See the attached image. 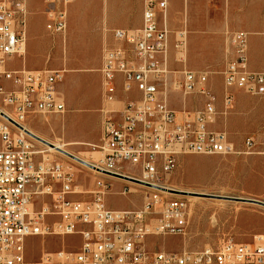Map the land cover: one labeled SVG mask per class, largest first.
Masks as SVG:
<instances>
[{
    "label": "built area",
    "instance_id": "built-area-1",
    "mask_svg": "<svg viewBox=\"0 0 264 264\" xmlns=\"http://www.w3.org/2000/svg\"><path fill=\"white\" fill-rule=\"evenodd\" d=\"M26 1L0 0V105L15 118L0 110V264H264L262 234L251 243L227 238L217 247L196 251L150 252L143 246L147 236L183 235L188 225L187 196L170 192L161 184L173 172L176 157L235 152L227 132L210 127L217 109L207 86L208 73L185 66L181 70L177 85L181 93H198L205 99L203 108L192 116L184 108L185 116L178 120L166 94L159 91L167 72L168 32L158 22V16L165 19L166 14L158 12L166 11L168 1L143 0L141 26L114 29L112 34L119 44L104 51L100 72L105 106L96 146L101 157L88 162L93 169L83 165L98 176L89 200L71 198L80 193L74 166L50 159L18 123L30 115L65 110L56 94L65 70L13 69L8 65L25 53ZM44 1L50 5L45 11L47 28L64 33L67 7L74 0ZM227 42L229 50L222 70L225 114L234 106L233 89L264 101V71L248 68L247 33L230 31ZM185 47L186 34L179 31L176 48L180 61H184ZM118 74L123 91L134 87L140 96L114 108ZM244 146L245 153L259 155L264 166V119L257 140L247 138ZM111 179L173 197L153 196L134 210L112 209L105 201ZM126 191L124 188L122 194ZM46 236H78L80 244L74 251H42L37 261L28 259L27 239Z\"/></svg>",
    "mask_w": 264,
    "mask_h": 264
},
{
    "label": "rangeland",
    "instance_id": "rangeland-1",
    "mask_svg": "<svg viewBox=\"0 0 264 264\" xmlns=\"http://www.w3.org/2000/svg\"><path fill=\"white\" fill-rule=\"evenodd\" d=\"M110 7L109 0H101L99 4L92 3V9L97 5ZM126 14H109L112 19H124L126 22L138 17L141 10V0H129ZM166 11L158 14H166V18L158 16L160 27H166L168 37V52L166 58V75L159 84L161 94H166L167 103L176 112L177 119L185 116L183 109L192 116L204 106V97L193 93L183 95L177 88L181 81L183 66L197 72L208 73L207 86L211 89L216 99L217 115L212 129L225 130L234 144V153L231 154H181L176 157L173 172L161 180V184L169 185L177 190L201 193L198 199L187 198L189 203V222L185 233L178 236L159 235L147 236L143 239V246L150 252L166 251L180 252L181 250L196 251L206 246L217 247L223 239H232L238 243H251L256 235H264V207L244 203L240 201L224 200L205 196L224 195L243 198H252L264 201V166L261 157L255 153H245L244 141L247 138L257 140L264 119V108L251 100H244L246 94L241 89H233L234 106L228 113L223 109V76L224 56L223 42L213 37H200L194 33L193 14H264V0H167ZM76 1L70 3L68 8ZM50 5L44 0L26 1V37L32 25L38 29L40 37L48 43V35L52 36V60L61 58V69L65 70L64 81L70 74H88L79 83L81 95L91 98V106H95L100 96V74L103 52L107 48L119 44L112 36L114 28L96 27V19L84 22L83 36L82 23L77 14H73L75 33L70 28V14H66V28L64 33L54 32L47 28V15L45 11ZM67 8V9H68ZM247 12V13H246ZM211 16V19L214 17ZM78 18V19H77ZM210 29L206 24V29ZM186 30V47L184 61H180V54L176 48L178 32ZM241 30L238 28L230 31ZM79 33V34H78ZM78 34V35H77ZM77 36V38H75ZM224 37V36H222ZM74 39L76 41L74 42ZM222 45V50H221ZM45 49V48H44ZM44 49L39 50L35 58L38 61L44 54ZM74 56L78 60L84 58V64L70 68L65 64L67 59ZM181 55V56H183ZM30 64V61L28 62ZM98 64H100L98 66ZM10 67H19L21 60L14 59L8 63ZM101 78V77H100ZM214 80L218 88L215 89ZM116 88H120V79L115 78ZM115 104V103H114ZM120 104V103H119ZM119 104L113 105L118 108ZM91 106L83 108L84 117L89 116L83 130L79 127L75 132L84 137V140H70L64 131V113L52 114V120H47L41 115H30L23 123L36 132L40 138L48 142L64 143L74 154L83 158H91V153L98 151L100 132H98L97 120L91 110ZM1 107V105H0ZM2 108V107H1ZM4 109V108H3ZM6 110V109H5ZM11 114V113H10ZM12 115V114H11ZM13 116V115H12ZM14 117V116H13ZM83 132H82V131ZM37 148L46 151L50 159H59L74 166L75 181L79 186V194L72 195L76 200H89L90 191L98 178L97 174L76 163L72 158L58 151L50 152L46 146L35 139ZM76 141L78 145L66 144ZM39 142V143H38ZM60 153V154H59ZM100 158V157H99ZM98 159V158H97ZM132 171L131 168L127 169ZM111 187L105 197L106 204L112 209L134 210L140 208L143 203L159 196L169 199L173 196L166 193H158L137 184L127 181L111 179ZM127 188L125 194L122 190ZM204 194V195H203ZM185 195L187 194H179ZM191 195V194H190ZM193 195V194H192ZM159 210V207H156ZM80 244L78 236L66 237H31L26 241V254L28 259L37 261L42 251H57L65 249L74 251Z\"/></svg>",
    "mask_w": 264,
    "mask_h": 264
},
{
    "label": "crops",
    "instance_id": "crops-1",
    "mask_svg": "<svg viewBox=\"0 0 264 264\" xmlns=\"http://www.w3.org/2000/svg\"><path fill=\"white\" fill-rule=\"evenodd\" d=\"M76 1L72 4L67 12L70 14V28L71 31L75 33V27L73 25L74 20L72 19L73 14H77V17L81 19V33L83 36V28L85 26V21H89L90 19H96L97 25L96 27H108V28H121L126 30L137 29L141 26L142 14L141 10L138 13V17L132 20V22H126L122 19H112L109 14H126L128 11L129 0H109L110 7L106 9L105 2L103 1V5H97L96 9H92V3L96 2L99 4L101 0H74ZM73 1V2H74ZM143 6V0H141ZM143 10V7H142ZM247 13V12H246ZM193 28L194 33L199 35L200 37H213L215 40L223 42V56H224V65L227 57V51L229 50L228 42H227V33L230 32V29H241V31H245L247 33V55H248V68L252 71H264V14H206L208 18H204V14H193ZM211 16L214 19H211ZM77 18V19H78ZM35 19H33V22ZM32 25L28 31V35L26 37L25 43V53L21 60V65L19 67H11L13 69L24 68L26 70H57L61 69V58L57 57L55 60H52V36L48 35V43H46L45 39L40 37L38 29L35 25ZM206 24H209L210 29H206ZM113 29V30H114ZM112 30V32H113ZM79 34V33H78ZM77 34V35H78ZM113 36V34H112ZM224 36V37H222ZM77 38V36L75 37ZM114 38V37H113ZM115 40V39H114ZM76 39H74V42ZM116 41V40H115ZM117 42V41H116ZM221 45V50H222ZM45 48V49H44ZM44 49V54L42 58L36 62L35 58L39 54V50ZM106 50V49H105ZM104 50V51H105ZM104 54V52H103ZM14 59L19 60V57H14ZM84 58L78 60L73 55L65 61V64L74 68L75 66L84 64ZM30 61V64L28 63ZM103 62V59H102ZM100 64H98L99 66ZM223 65V68H224ZM102 66V63L101 65ZM101 69V68H100ZM101 74V72H100ZM88 74H70L64 81L59 82L56 85V94L58 98L64 102L65 110H64V131L66 136L70 140L81 141L84 140V137L78 135L76 131L79 130L80 127L82 130L87 122V117H84L82 110L86 106H91L92 99L89 97H85L81 95V91L79 88V83L81 80L86 77ZM120 79V88H116V98L117 101L115 104H119V107L123 101L127 99H138L140 96V92L137 91L134 87L130 92H124L122 89V76L120 74L117 75ZM101 77V78H100ZM101 79V91L99 99L96 105L91 106L88 110H91L95 119L97 120L98 132L101 135V127H102V112L101 110L105 106V102L103 99V86H102V76L98 74V81ZM208 82V81H207ZM215 84V89L218 88V83L216 80L213 81ZM211 90V89H210ZM212 92V91H211ZM244 100H251L261 105L264 108V101H262L258 97H246L242 95ZM114 104V105H115ZM39 115V114H38ZM44 116L47 120H52V114L41 115ZM81 130V131H82ZM83 132V131H82ZM101 137V136H100ZM100 140V139H99ZM76 141L69 142L66 144L70 145H78ZM71 198H73L71 196Z\"/></svg>",
    "mask_w": 264,
    "mask_h": 264
},
{
    "label": "water",
    "instance_id": "water-1",
    "mask_svg": "<svg viewBox=\"0 0 264 264\" xmlns=\"http://www.w3.org/2000/svg\"><path fill=\"white\" fill-rule=\"evenodd\" d=\"M1 116L3 118H5L7 121H9L10 123H12L14 126L20 128V129H23L19 124H17L16 122H14L10 118H8L6 115H4V114L1 113ZM23 130L31 138H33L35 140H38V141H40V142H42V143H44L46 145L52 146V144L50 142H48V141H46V140H44V139H42V138L34 135L33 133L29 132L26 129H23ZM56 149H57V151L65 154L66 156L72 158L73 160L79 162L80 164H82V165H84V166H86V167H88L90 169H93V167L89 163L83 161L82 159H80V158H78V157H76V156H74V155H72V154H70V153H68V152H66L64 150H61L59 148H56ZM169 191L170 192H173V193H179V194H189V193H186L184 191L181 192L179 190H173V189H169ZM205 196L214 197V198H220V199H224V200H231V201H240V202H244V203H251V204H255V205H259V206L264 207V201L257 200V199H252V198H243V197H234V196H224V195H208V194H205Z\"/></svg>",
    "mask_w": 264,
    "mask_h": 264
},
{
    "label": "bare ground",
    "instance_id": "bare-ground-1",
    "mask_svg": "<svg viewBox=\"0 0 264 264\" xmlns=\"http://www.w3.org/2000/svg\"><path fill=\"white\" fill-rule=\"evenodd\" d=\"M183 32H184V34H186V30H183ZM0 110L3 112V113H5V114H7V115H9V116H11L12 118H14L8 111H6L5 109H3V108H0ZM15 119V118H14ZM181 119V115H179V120ZM18 123L24 128V129H26V130H28L29 132H31V133H33L34 135H36V136H38V137H40L36 132H34L32 129H30L29 127H27L23 122H20V121H18ZM23 131V130H22ZM38 141V140H37ZM40 142V141H39ZM38 142V143H39ZM51 144H52V146H49V145H46V144H44L45 146H46V148H47V150L48 151H50V152H54V153H58V151H57V149L56 148H59V149H61V150H64V151H66V152H68V153H70V154H72V155H74V156H76V157H78V158H80V159H82L83 161H85V162H91V160L92 159H97V158H99V157H101V154L98 152V151H95V152H93V153H91V158L90 159H88V158H83V157H81V156H78V155H76V154H74L73 152H71L68 148H66L65 147V144L64 143H60V142H50ZM60 154V153H59ZM166 188H168V189H173V190H177L176 188H174V187H172V186H169V185H166L165 186ZM179 191H183V190H179ZM184 192H186V193H189V194H187L188 196H187V198H193V199H198L199 197L198 196H196V195H198V194H201V193H196V192H191V191H184ZM191 194V195H190ZM193 194V195H192Z\"/></svg>",
    "mask_w": 264,
    "mask_h": 264
}]
</instances>
